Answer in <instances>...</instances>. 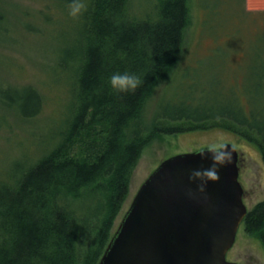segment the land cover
<instances>
[{
  "label": "trees",
  "instance_id": "16d2710c",
  "mask_svg": "<svg viewBox=\"0 0 264 264\" xmlns=\"http://www.w3.org/2000/svg\"><path fill=\"white\" fill-rule=\"evenodd\" d=\"M227 1L201 3L208 24L226 21V15L232 20L241 59L216 56L206 79L184 71L181 89L163 106L161 89L174 86L195 0H157L143 16L134 13L131 0H87L79 19L69 15L70 0L48 6L45 21L60 24L51 12L56 8L71 26L57 69L72 79V101L57 119L52 146L0 179V264H98L131 175L155 139L223 129L257 146L264 161V14L246 24L250 14L227 12ZM115 72L136 74L141 83L117 91L110 83ZM29 87L19 106L33 116L43 100ZM242 225L264 247V199Z\"/></svg>",
  "mask_w": 264,
  "mask_h": 264
},
{
  "label": "rangeland",
  "instance_id": "374dc122",
  "mask_svg": "<svg viewBox=\"0 0 264 264\" xmlns=\"http://www.w3.org/2000/svg\"><path fill=\"white\" fill-rule=\"evenodd\" d=\"M59 1L0 0V24L3 28H0V179L9 177L17 163H29L52 146L58 138L57 119L66 113L72 101V79L64 68L57 69L60 50L72 38L71 26H68L64 13L56 11V8L51 12L60 24L54 26L50 21H45V13L50 11L48 6L60 5ZM201 1L195 0L192 8V21L177 64L174 86H169L166 91L161 89L164 91L159 98L164 97L159 101V106L168 103L171 95L181 89L184 71L202 75L198 77L206 79L208 68L216 56L231 60L233 53L236 60L241 59L243 49L235 48V42L240 39L239 30L229 24L233 22L228 15L226 21L217 19L216 25L208 24V13ZM156 2L131 0V6L134 13L143 16L152 12ZM231 2L227 1L229 10L226 11L249 13L246 24L255 19L259 22L264 14V0ZM256 41L262 42V38H256ZM29 85L40 92L43 100L41 111L33 116L23 115L19 106L22 101L20 93L28 92ZM157 97L153 102L158 101ZM226 142L233 143L242 152L239 179L245 189L244 201L248 210L252 209L264 199V161L257 146L223 129L166 135L155 139L145 148L131 175L130 191L115 221L113 232L141 184L164 158L207 145L218 147ZM227 258L244 264H264L263 244L257 235L248 234L241 225Z\"/></svg>",
  "mask_w": 264,
  "mask_h": 264
},
{
  "label": "water",
  "instance_id": "95a60500",
  "mask_svg": "<svg viewBox=\"0 0 264 264\" xmlns=\"http://www.w3.org/2000/svg\"><path fill=\"white\" fill-rule=\"evenodd\" d=\"M241 158L231 142L164 158L141 184L98 264H244L227 258L248 212Z\"/></svg>",
  "mask_w": 264,
  "mask_h": 264
},
{
  "label": "clouds",
  "instance_id": "9594fccd",
  "mask_svg": "<svg viewBox=\"0 0 264 264\" xmlns=\"http://www.w3.org/2000/svg\"><path fill=\"white\" fill-rule=\"evenodd\" d=\"M87 8V0H70L69 15L74 19H79ZM110 83L112 88L117 91H128L136 89L141 83V80L139 76L133 73L115 72L110 77ZM209 175H211V173H209ZM201 187H203V185Z\"/></svg>",
  "mask_w": 264,
  "mask_h": 264
},
{
  "label": "flooded vegetation",
  "instance_id": "af4514ba",
  "mask_svg": "<svg viewBox=\"0 0 264 264\" xmlns=\"http://www.w3.org/2000/svg\"><path fill=\"white\" fill-rule=\"evenodd\" d=\"M242 159V158H241ZM240 165H241V162H240Z\"/></svg>",
  "mask_w": 264,
  "mask_h": 264
}]
</instances>
